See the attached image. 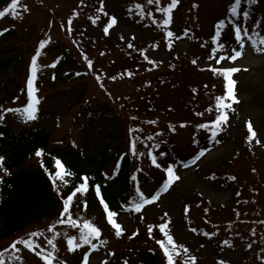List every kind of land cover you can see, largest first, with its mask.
Returning <instances> with one entry per match:
<instances>
[{"label":"trees","instance_id":"1","mask_svg":"<svg viewBox=\"0 0 264 264\" xmlns=\"http://www.w3.org/2000/svg\"><path fill=\"white\" fill-rule=\"evenodd\" d=\"M11 0H0V10L9 5ZM171 0H160V4H148L147 0H115L113 6L102 14L99 7L82 5L78 15L84 14L81 23L80 36L98 33L99 41L106 49L108 59L103 61L106 69L113 75L126 76L132 82H138L134 75L141 80L140 84L146 89L139 98L140 102L148 100L145 104V121L151 127H157L166 123L172 126L187 128L192 134L194 142L207 145L212 142H220L227 130L224 123L215 129L216 136H212V127L200 128L201 124H209L217 116L215 98L224 92L222 77L214 74L210 69L219 68L216 64L205 66L203 63L210 60L214 55L212 49L215 46L213 36L217 30V22L230 17L229 8L234 0H179L176 12L172 13V21L162 27L163 14L156 11L157 7H166ZM214 4V10L212 6ZM140 6V8L137 7ZM143 9L144 15H139ZM129 9H132L129 12ZM205 9V10H204ZM204 10V12H203ZM242 10L250 15L245 19L242 14L232 18L250 27L249 35L256 41L264 36V28L260 27L264 22V0L248 3L242 2ZM102 14L104 22L118 15L121 19L134 24L137 27L150 30L149 40L141 38L135 44L123 41L120 36L105 34L97 15ZM8 15V14H7ZM6 15V16H7ZM23 14L14 18L10 14L11 22H20ZM106 17V18H105ZM5 18V17H4ZM4 18H0L2 21ZM206 19L205 23L202 19ZM156 23H153V20ZM95 21V23H93ZM227 23V20H226ZM234 26V25H233ZM25 27V26H24ZM33 26L30 25L29 29ZM207 27V32L204 31ZM25 28H28L26 26ZM187 33L191 40L188 52L174 54L169 59L159 63L146 62L144 55L150 50H155L166 45L167 32ZM0 34V109L6 105H13L25 95V76L22 72L24 58L23 50L17 42L18 34L12 28L5 29ZM50 28L44 29L39 38L41 43L48 47L44 52L38 47L41 57L47 56L56 50L60 58L58 66L53 68L56 77L53 86L69 84L82 85L85 82L84 69L77 64L75 59L70 58L59 45L49 40ZM259 33V35L257 34ZM233 38L231 31L226 29L222 34V40ZM13 40V41H12ZM125 40V39H124ZM221 41V40H220ZM132 45V47H129ZM106 53V52H105ZM40 57H37V62ZM196 63L193 64L192 61ZM143 63V64H142ZM96 63H92L95 66ZM263 72H264V67ZM97 69H91L96 72ZM124 74V75H123ZM246 74L242 69L235 73L233 79L237 82L235 92L247 90L251 93V101L262 109L260 116L264 125V75L257 83L245 80ZM17 80V82H15ZM65 87V86H64ZM59 92L60 98L56 105V113H60L61 97L68 110L69 107L79 106L74 116L75 123L82 132L83 143L80 149L72 145H52L51 133L40 125L26 128L13 127L10 116H0V156L4 157L3 167L0 168V242L10 240V246L0 244V254L13 251L11 245L18 239H24L31 227L47 223L52 228L60 224L58 220L63 212V199L82 183L81 177L89 178V188L86 193H77L70 209L71 218L78 222H91L100 227L104 209L100 206L95 186H100V194L109 205V208L120 209L121 203L127 197L136 193L137 186L142 189L145 175L157 176L162 171L150 164L154 156L161 161L186 160L183 149L171 142L149 138L151 132L140 131L138 138L143 141L147 138L141 160L132 153V146L125 152L118 162L115 170L107 171L109 162L115 153L121 151V144L127 135L128 128L124 119L105 104H94L91 96L82 102L83 93L73 94L71 87L67 86ZM74 88V87H72ZM145 94L146 97H145ZM81 103V105H79ZM238 103H233L232 108L227 110V115L234 112ZM137 107H140L138 104ZM211 109V110H210ZM183 125V126H182ZM232 140L236 150L230 155H225L220 160L205 162L195 173L203 178L211 180L220 187L231 191L230 205H214L202 199L196 194L182 195L180 211L182 217L177 221L156 216L153 222L137 224L136 235L131 238L135 244L126 249L132 251L134 258L129 259L127 264H166L163 251L157 243L158 240H166L160 231L161 224L166 225L165 231L170 234L178 244L175 235L178 225L188 230L195 229L201 248L207 239L206 234L210 227L218 228L216 231L222 234L218 244H230L235 239H240L245 244V257L240 264H264V228L260 221H254L251 215L258 206V201L264 191V153L256 154L245 143V129L234 134ZM125 145V144H124ZM138 144H136L137 146ZM42 150L41 158L37 164L27 161ZM57 161L63 166V170L71 175H65L64 181L55 177L60 169ZM96 167L94 172L89 167ZM228 166H232L229 168ZM249 168L251 172H240L241 169ZM4 169H7L5 173ZM136 180L133 181L132 177ZM254 176L257 178L254 179ZM234 177V179H233ZM55 178V187L53 185ZM195 216L200 218L197 220ZM67 220V215L63 217ZM235 221V222H233ZM242 226V231L230 232L231 223ZM252 222V223H249ZM256 223V224H255ZM149 228L152 229L151 233ZM228 243L225 244L224 242ZM250 245V247H249ZM185 247L184 245H181ZM187 253L176 257L177 264H183L187 260ZM119 258L110 259L107 264H114ZM225 264H230L225 262Z\"/></svg>","mask_w":264,"mask_h":264},{"label":"rangeland","instance_id":"2","mask_svg":"<svg viewBox=\"0 0 264 264\" xmlns=\"http://www.w3.org/2000/svg\"><path fill=\"white\" fill-rule=\"evenodd\" d=\"M80 0H22L24 6H27V11L25 20L28 23L33 25L30 29H24L21 27L18 32L21 36L18 37V41L22 46L23 50V66L22 72L25 73L27 71L28 60L30 58V53L33 50L36 39L40 36L42 30L50 26L51 33L53 39L55 41L64 43L68 46L72 51L73 55L78 58L80 63H83V60L80 56H78L72 47L70 46V40L68 36V27L69 24L74 22L73 16L71 12L78 6ZM86 1L90 4H96L106 7L110 9L113 6V0H103L101 4V0H82ZM230 1V0H228ZM214 4L212 6V10H214ZM205 10V9H204ZM203 10V12H204ZM205 23L206 19H202ZM7 24L4 22L1 24L3 26ZM112 32H118L123 35L125 38L130 39L132 42L137 40L139 36H146L145 32L142 29H136L135 27L129 26L124 22L118 21L113 28ZM207 32V27L204 29ZM245 48L244 55L239 58L235 62L231 61H222L221 64H216L219 67H243L248 68V71L245 73V80L250 81L252 83H257L262 79L264 72L262 71L264 67V52H256L252 45V41L249 40L248 37H245ZM13 41V40H12ZM225 45L224 50H220L215 54L227 55L230 53L232 49L237 48L236 43H231L227 40L222 41ZM190 47V43L187 38L181 39H172L171 47L169 49H162L156 52H151L147 55V59L151 61H161L169 57L172 52H186ZM218 47V43L215 45V48ZM95 53L92 54V57L98 55L96 50ZM92 51V52H93ZM53 59V53L49 54L46 58L41 59V66H49L51 64V60ZM54 60V59H53ZM216 63V59H211L205 65H212ZM103 65V64H100ZM104 66V65H103ZM52 76L44 75L38 76V89L36 95L40 99V102L43 105L40 107L39 114L36 113V119L27 120L25 115H10L9 122L15 128H23L30 127L33 125L41 124L46 129L51 131V139L53 143H61V139L65 141H72L77 146L81 143V135L78 129H74L72 132H69L70 127L73 122V114L74 110H72L69 114L63 115L60 118L57 114L52 116L54 111L56 110V105L58 104V99L60 98L59 92L62 86H58L56 88H52L49 86L51 83ZM17 82V80H15ZM88 92H92L97 99L102 102L113 103L116 102L114 107L119 109L123 107L122 102H124L123 97L125 94L130 93L134 90L132 84L127 80H111L108 76H97L94 79L88 80L87 84ZM118 96V98H116ZM239 103L237 109L233 112V114L228 118L227 125L228 131L225 134V139L222 142H216L211 144L206 148V151L203 157L197 161V164H204V162H209L213 160H220L225 155H230L236 150V146L234 141L232 140L234 133L243 125H246L249 121L253 125V131L256 133V136L251 140L248 137L251 133L247 135V142L251 149H253L256 153L261 154L264 153V126L261 125L260 116L262 113V109L256 105L251 100V93L247 90L241 91L236 95ZM113 98V100H110ZM27 102V100H26ZM21 108L26 105L23 100L21 103ZM19 103L14 104L13 106H20ZM119 104V105H118ZM12 108V106L5 105L0 109V115H3L6 109ZM125 110V107L124 109ZM9 114H13V111H7ZM57 115V116H56ZM188 138V131L180 130L176 136V139L180 143H184ZM259 141L257 143L256 141ZM33 162H36V159L33 158ZM176 172V174L180 177V179L174 182L171 187L166 191L168 193L170 189L175 186L176 188L173 190L174 197H169L168 195L165 198V194L161 195L158 200L153 204L146 206L142 210V214L144 216H152L157 213L168 214L170 216L179 215L178 206L179 199L177 197V192L182 193V190H186V192L190 191L192 193H197L207 201L213 204H228L230 203L231 192L229 190L220 188L215 185L213 182L205 180L203 178L198 177L192 171L194 170V166L181 167L174 165L172 166ZM232 168V166H228ZM151 186H148V189ZM258 205L255 211L252 212V216L254 217V221H260L261 226L264 228V192L261 195V198L258 201ZM118 215L115 217L117 223L122 226L123 230H127V232L132 230V225H128V215L126 212H117ZM198 220L200 217L195 216ZM256 224V223H255ZM242 226H230V232L242 231ZM67 232L63 231L61 234V239L58 242H55V248H62L63 253L65 255L69 252L68 239L74 236L66 237ZM178 239L181 241V244L184 245L187 249V256L195 257L196 261H202V264H220V261L229 262L230 264H240V261L245 257V251L242 249V243L235 241L234 243L228 244L229 247L219 246L218 240L221 237V234L215 236L212 240L202 239L205 241L204 248H200L201 244L198 241V236L194 231H186L185 229H181L177 231ZM110 246L107 249L110 253L118 254L125 246L130 243L127 240H112V236H110ZM77 240L74 241L76 243ZM187 242V243H185ZM6 242L2 244L5 245ZM184 243V244H183ZM120 244V245H117ZM126 244V245H125ZM1 246V245H0ZM52 248V245H50ZM107 255V251L104 250L103 247L97 246L93 251L91 257H89L90 264H100L105 256ZM5 264H43L39 258H37L34 254L30 253L27 250H23L19 253H16L11 258L6 257L4 259Z\"/></svg>","mask_w":264,"mask_h":264},{"label":"snow or ice","instance_id":"3","mask_svg":"<svg viewBox=\"0 0 264 264\" xmlns=\"http://www.w3.org/2000/svg\"><path fill=\"white\" fill-rule=\"evenodd\" d=\"M20 0H11L10 4L5 7L3 10H0V18H4L7 14L10 12L13 14L14 18L16 16H19L20 14L16 12L15 10L19 6ZM179 0H171L170 3L166 7H157L156 11L160 12L163 14V19L161 22L162 27L168 26L171 21H172V13L173 10L176 8ZM248 3H253V2H258V0H247ZM103 3V0H101V4ZM148 4H160V0H147ZM138 8H140L139 5H137ZM24 10L27 11V6H24ZM103 9L101 8V11ZM132 9H129V12H131ZM229 13L230 17L226 19H221L217 22V30L213 36V42L218 43L217 48H213L212 52L215 54L216 52L220 50L225 49V45L222 42H219L222 40V34L226 29L231 31V34L234 38V42L237 44V48L232 49L229 54L227 55H220L218 58H216L215 55L210 56V59H216V64H221L222 61H231L235 62L239 58H241L244 55V48H245V37H248L250 41H252V47L256 52H264V36H262L259 41H253L252 37L249 35L250 32V27L245 26L242 21L238 22L232 18L237 17L238 15L242 14L243 18H247L250 14L246 11L242 10V0H234L233 3H231L230 8H229ZM107 15V13H105ZM139 15L143 16L144 12L143 9L141 8ZM227 20V23H226ZM157 21L154 19L153 23H156ZM95 23V21H93ZM117 23V20L115 17L110 18V23L108 26L104 28L105 34L108 33L109 27L114 26ZM234 25V26H233ZM260 27L264 28V22L261 23ZM2 34V33H0ZM259 35V33H257ZM174 36V33L171 31L167 32V37L171 38ZM44 44L41 43V47H43ZM129 47H132V45H129ZM193 64L196 63L195 60L192 61ZM54 66V65H53ZM89 66L91 67V61H89ZM37 56H33L30 64V75L27 79L26 82V87H27V94H28V100L26 105L23 107V114L27 118V120H34L36 119V112L38 111V105L40 104V99L36 95L38 89L34 86V82L37 77ZM214 74L222 77L223 81V87H224V92L222 95L217 96L215 98L216 101V111H217V116L214 121L211 122V125L205 123L199 125L200 128H209L212 127V136H216V131L215 129H218L223 125L224 123L227 122L228 120V115H227V110H230L232 108L233 103H239V100L236 96L235 92V86H236V81L233 79V76L235 73H238L241 71L240 68L238 67H212L210 69ZM244 71H247V69H243ZM211 110V109H210ZM7 111H15L19 112L21 111L20 109H7ZM183 126V125H182ZM247 129L248 132L251 133V135L248 137L249 140H251L253 137L256 136V133L253 131V125L249 121L247 123ZM130 131H136L135 129H130ZM2 135V133H0ZM259 143V141H256ZM132 151L135 152V143H132ZM42 150H38L36 152L37 156H41ZM204 155V151H200L199 155L195 157V160H198L200 157ZM195 160L193 163H195ZM3 161L4 157L0 156V168L3 167ZM152 163L156 165V167H160L159 164L156 163V159L153 156L152 157ZM184 167H188L187 164L184 165ZM57 168L60 169L59 171L56 172L55 177L59 178L60 180L64 181V176L65 175H71V173H67L66 171L63 170V166L60 164L59 161H57ZM5 173H7V169H4ZM166 172V179L164 180L160 191H157L154 195L151 196V198H147L145 194L140 191L139 187L137 186L136 188V193L139 197L138 200H133L131 204V210H134L135 212H141L143 208L155 202L158 198L159 195L161 194L162 191H167L169 187L176 181L180 179V177L176 174L174 168L172 166H168L165 168ZM82 183H80L74 191H72L70 194L66 196V198L63 199V212L61 213V218L58 220V223L64 224L68 223L72 227H77V221L71 218L70 214V209L72 205V201L74 197H76L77 193H86L89 188L88 180L89 178L87 176L81 177ZM234 179V177H233ZM0 180H2V177H0ZM132 180L135 181L136 177L133 176ZM66 184L67 181H64ZM53 185L55 187V178H53ZM95 193L97 197H100V203L103 206L104 212L106 214V220L107 222L115 229V235L117 237L122 235L123 229L122 226L117 223L115 217H117L118 213L115 211L110 210L109 205L105 202L103 197L100 194V186L96 185L95 186ZM67 215V220H65L63 217ZM167 215V214H165ZM55 226L53 225L52 228ZM80 227V241L82 243H74L75 238H69L68 239V246H69V251H74L77 248L82 247L83 245H90L93 250L96 249V245L93 243V240L99 239L101 236V230L94 226L93 223L85 221L83 224L79 225ZM160 231L164 233L166 240H158L157 243L159 244L160 248L163 251V255L166 258V264H177V259L176 257L181 255V249L183 253H187L188 249L186 247H183L181 245H178L173 237L168 234V232L165 231L166 225L161 224L159 226ZM50 231L52 229H49ZM152 229L149 228V232L151 233ZM195 231V229H193ZM43 235V233H37V232H32L28 234V239H18L17 241L13 242L11 247L13 249L16 248L17 244H22L24 245L27 249L30 251H35L37 256H40L41 259L45 262V264H53V261L55 260V256L53 255L52 252H49L47 254L41 255V252L36 251L37 248L40 247L38 243H36L33 239V237ZM133 235H136V233H133ZM207 235V234H206ZM47 243L49 245H52L53 251H55V244L52 239L47 240ZM101 243H106V241H101ZM225 244L228 242L225 241ZM250 247V245H249ZM89 253L85 252L82 264H89ZM0 264H5V262L0 259ZM124 264H127V261H124ZM183 264H196V258L190 257L189 260H185ZM220 264H225L224 261H220Z\"/></svg>","mask_w":264,"mask_h":264}]
</instances>
